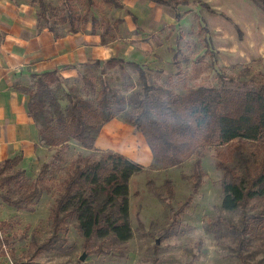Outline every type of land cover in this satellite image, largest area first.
I'll return each mask as SVG.
<instances>
[{
  "label": "rangeland",
  "instance_id": "374dc122",
  "mask_svg": "<svg viewBox=\"0 0 264 264\" xmlns=\"http://www.w3.org/2000/svg\"><path fill=\"white\" fill-rule=\"evenodd\" d=\"M43 1L54 12L46 21L51 30L71 32L67 22L56 19L64 7L62 0ZM118 1L120 6L106 0H70L76 13L84 16L82 23L77 22L76 32L95 35L99 44L108 46L109 53L82 62L72 76H63L56 69L62 79L52 83V88L60 95L61 104L72 88L92 98L102 83L123 97L120 113L104 122L99 131L125 133L128 139L123 141L116 135L106 140L100 135L94 148L119 151L143 165L127 180L131 234L125 240L93 236L83 244L74 219L69 217L67 230L58 232L51 247L30 254L33 242L39 243L50 234L48 208L70 159L89 152L69 140L61 151L62 158L57 160L51 156L56 146L43 144L44 158L26 164L19 160L15 166L25 177L21 188L39 176L49 189L29 203L28 210L0 201V221L4 220L0 236L6 238L0 264H264V219L248 221L243 230L241 209L220 206L221 170L217 166L220 157L235 163L237 145L242 152L259 155L264 151L262 141L219 144L196 139L203 142L196 152L177 165L161 167L152 157L143 156L141 146L146 143L142 134L124 119L134 111V101L140 96L132 61L143 69L148 83L173 93L200 84L242 87L243 82L254 85L263 80L264 0H184L176 5L152 0ZM32 4L36 14L37 5ZM43 23L38 19L37 25ZM108 57L121 60L106 61ZM95 59L100 60L98 64L92 62ZM83 75L93 81L94 93L86 91ZM196 158L202 173L198 187L192 191ZM42 162H47V167L39 171ZM165 180L171 193L166 191ZM185 200L187 205L174 217V209ZM243 211L247 215L264 212V194L248 199ZM80 254L82 259L78 258Z\"/></svg>",
  "mask_w": 264,
  "mask_h": 264
},
{
  "label": "trees",
  "instance_id": "16d2710c",
  "mask_svg": "<svg viewBox=\"0 0 264 264\" xmlns=\"http://www.w3.org/2000/svg\"><path fill=\"white\" fill-rule=\"evenodd\" d=\"M113 6H120L118 0H106ZM169 5L185 3L183 0H152ZM37 5L36 20L54 14L43 0H29ZM60 22H67L69 30H78L77 22L84 20L79 16L70 0H62ZM264 6V2H262ZM63 11V12H62ZM175 17H178L175 14ZM121 60L108 57L106 61ZM98 64L99 59L92 61ZM137 71L140 82V96L134 101V111L124 119L138 130L149 150L151 157L161 167L173 166L186 159L203 146V142L227 143L232 140H261L264 146V79L257 84L241 83L237 86L196 85L182 93H173L170 89L147 82L143 69L131 62ZM56 69L44 70L34 75L27 93V113L37 125L38 138L44 145H54L51 156L62 158L61 151L69 140L89 150L85 154L77 153L68 163L66 175L61 180L60 189L48 208L50 234L41 242H33L31 255L39 250L51 247L59 237L58 232L67 230L66 220L74 219V225L83 238V244L93 236L110 235L115 240H125L130 234L127 218V180L143 167L139 162L121 152L112 149L94 148V140L100 126L120 113L124 99L105 84L95 92L93 81L87 76L81 77L88 93L87 97L77 94L75 88L64 94L65 103L61 104L60 95L52 88V83L62 79ZM200 139L203 142H196ZM241 144V143H239ZM237 145L234 151L235 163L229 164L223 157L217 162L221 170L219 180L220 206L242 212L241 229L245 230L248 221L264 219V212L247 215L243 210L252 197L264 194V151L255 154L242 152ZM93 149L96 151L93 152ZM20 155L5 157L0 161V201L16 209H29V203L38 198L42 191L49 188L39 176L27 184L21 168L15 166ZM15 166V168H13ZM47 162H42L39 171L45 170ZM13 169V170H10ZM199 159L193 163L191 190L194 191L200 181ZM164 184H168L165 180ZM17 185V188H13ZM169 184L167 192L171 193ZM185 200L173 211L175 217L187 205ZM4 220L0 221V227ZM6 238L0 236L1 248ZM20 264V263H11Z\"/></svg>",
  "mask_w": 264,
  "mask_h": 264
},
{
  "label": "crops",
  "instance_id": "0c3cea01",
  "mask_svg": "<svg viewBox=\"0 0 264 264\" xmlns=\"http://www.w3.org/2000/svg\"><path fill=\"white\" fill-rule=\"evenodd\" d=\"M108 49L95 35L55 32L37 25L35 7L28 0H0V160L19 154L26 164L45 156L37 125L27 113V93L23 89L30 86L34 75L57 69L63 76H72L79 64L107 56ZM100 135L106 140L116 135L128 139L125 133L99 131L93 145ZM146 145L141 150L148 159L151 152Z\"/></svg>",
  "mask_w": 264,
  "mask_h": 264
},
{
  "label": "water",
  "instance_id": "95a60500",
  "mask_svg": "<svg viewBox=\"0 0 264 264\" xmlns=\"http://www.w3.org/2000/svg\"><path fill=\"white\" fill-rule=\"evenodd\" d=\"M99 61H100V60H99ZM78 258H79V259H82V258H83V254H80Z\"/></svg>",
  "mask_w": 264,
  "mask_h": 264
}]
</instances>
